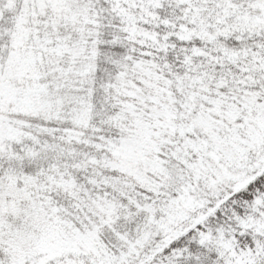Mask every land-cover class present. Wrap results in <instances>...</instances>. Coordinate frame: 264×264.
Here are the masks:
<instances>
[{
  "label": "snow or ice",
  "instance_id": "6c2138e0",
  "mask_svg": "<svg viewBox=\"0 0 264 264\" xmlns=\"http://www.w3.org/2000/svg\"><path fill=\"white\" fill-rule=\"evenodd\" d=\"M0 264H264V0H0Z\"/></svg>",
  "mask_w": 264,
  "mask_h": 264
}]
</instances>
